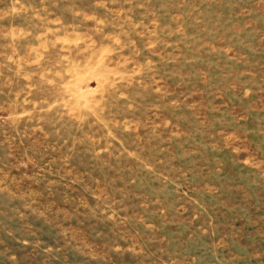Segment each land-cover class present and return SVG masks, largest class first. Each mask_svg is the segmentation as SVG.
I'll return each instance as SVG.
<instances>
[{
	"label": "rangeland",
	"instance_id": "374dc122",
	"mask_svg": "<svg viewBox=\"0 0 264 264\" xmlns=\"http://www.w3.org/2000/svg\"><path fill=\"white\" fill-rule=\"evenodd\" d=\"M0 264H264V0H0Z\"/></svg>",
	"mask_w": 264,
	"mask_h": 264
}]
</instances>
